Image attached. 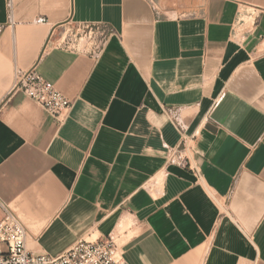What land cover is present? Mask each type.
<instances>
[{
    "label": "crops",
    "instance_id": "1",
    "mask_svg": "<svg viewBox=\"0 0 264 264\" xmlns=\"http://www.w3.org/2000/svg\"><path fill=\"white\" fill-rule=\"evenodd\" d=\"M0 29V222L29 250L264 264V0H0ZM16 69L74 102L62 125Z\"/></svg>",
    "mask_w": 264,
    "mask_h": 264
},
{
    "label": "built area",
    "instance_id": "2",
    "mask_svg": "<svg viewBox=\"0 0 264 264\" xmlns=\"http://www.w3.org/2000/svg\"><path fill=\"white\" fill-rule=\"evenodd\" d=\"M45 22L44 18L37 20V23ZM84 29L94 41L96 38L92 36H95L96 28L84 26ZM100 37L102 42L106 34ZM13 92L27 96L50 114L59 125L63 124V116L74 104L52 82L41 77L34 69L15 70ZM183 143L187 144V141L184 140ZM4 209L5 216L0 222V264H129L112 237L98 241L80 240L58 257L35 254L28 249V230L22 220L9 207L5 206Z\"/></svg>",
    "mask_w": 264,
    "mask_h": 264
},
{
    "label": "rangeland",
    "instance_id": "3",
    "mask_svg": "<svg viewBox=\"0 0 264 264\" xmlns=\"http://www.w3.org/2000/svg\"><path fill=\"white\" fill-rule=\"evenodd\" d=\"M79 33V34H78ZM93 38H95V36H92ZM92 38V39H93ZM64 43L68 44V42L70 44H81L82 46L91 43V39L89 38L88 34L85 32H70L67 37L64 39ZM99 41V40H97Z\"/></svg>",
    "mask_w": 264,
    "mask_h": 264
}]
</instances>
